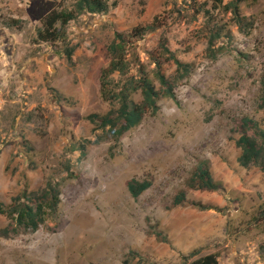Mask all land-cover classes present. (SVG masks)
Segmentation results:
<instances>
[{
	"label": "rangeland",
	"instance_id": "obj_1",
	"mask_svg": "<svg viewBox=\"0 0 264 264\" xmlns=\"http://www.w3.org/2000/svg\"><path fill=\"white\" fill-rule=\"evenodd\" d=\"M231 1L108 0V12L83 13L63 37L42 41L44 17L78 0H0V264H181L208 254L264 264V170L242 167L236 145L243 117L264 128V0L240 3L241 23ZM155 19L160 27L136 47L159 110L111 135L89 119L112 108L100 93L108 46ZM163 38L191 64L180 80L160 54ZM204 162L222 190L192 187ZM132 179L151 186L133 197ZM48 182L59 184L57 214L37 231L5 235L13 199Z\"/></svg>",
	"mask_w": 264,
	"mask_h": 264
},
{
	"label": "trees",
	"instance_id": "obj_2",
	"mask_svg": "<svg viewBox=\"0 0 264 264\" xmlns=\"http://www.w3.org/2000/svg\"><path fill=\"white\" fill-rule=\"evenodd\" d=\"M244 0H232L229 7L232 9L236 20L239 18V4ZM109 10L108 0H78L73 9L52 10L43 19V28L39 30L38 37L42 41H56L63 37L66 26L77 19L83 13L102 14ZM207 14L208 10H204ZM159 26L155 19L151 24L135 28L125 34L116 32L114 39L108 46L110 62L102 70L100 77V93L104 101L112 105V108L102 114H92L89 119L97 123V128L107 131L114 136H122L124 133L141 124L147 112L157 113L158 100L161 93L156 89L153 81L148 77L147 70L140 62L136 42L143 39L146 34L155 31ZM222 39L220 31H211L209 38V50L213 49V43ZM74 48L68 50V58L72 56ZM160 54L165 60H172L176 65V80L184 78L190 72V63L178 59L167 44V38L160 43ZM157 67V78L163 87V94L174 98V83L161 72V62L151 55ZM136 69V72L133 70ZM264 91V80H263ZM140 92L142 101L136 102L133 95ZM262 106H264V95ZM240 136L236 142L240 150L238 162L242 167L249 168L257 165L264 170V128L254 118L245 116L240 124ZM253 134H250V132ZM192 187L206 188L213 191L223 189V184L217 182L208 167V162L202 163L194 177L191 178ZM151 186L148 180L139 181L132 179L127 183V188L133 197H138ZM59 184L48 182L41 192L24 191L13 199L8 215L11 225L4 230L5 235L18 233L20 230L37 231L47 219L57 214L60 205ZM185 193H181L175 199V204L185 201ZM200 205V204H196ZM208 208V207H207ZM196 255L192 252L190 256ZM181 264H219L216 254H208L193 262Z\"/></svg>",
	"mask_w": 264,
	"mask_h": 264
}]
</instances>
